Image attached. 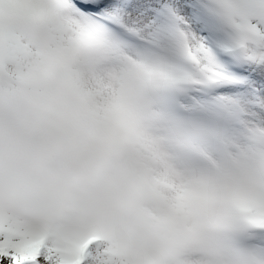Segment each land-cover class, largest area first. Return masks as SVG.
<instances>
[{"label": "snow or ice", "instance_id": "snow-or-ice-1", "mask_svg": "<svg viewBox=\"0 0 264 264\" xmlns=\"http://www.w3.org/2000/svg\"><path fill=\"white\" fill-rule=\"evenodd\" d=\"M0 264H264V0H0Z\"/></svg>", "mask_w": 264, "mask_h": 264}]
</instances>
